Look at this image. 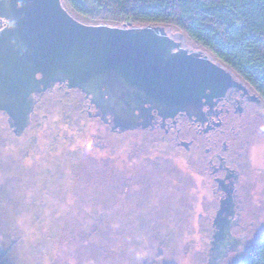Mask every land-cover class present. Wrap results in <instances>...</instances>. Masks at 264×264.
<instances>
[{
  "label": "water",
  "instance_id": "water-1",
  "mask_svg": "<svg viewBox=\"0 0 264 264\" xmlns=\"http://www.w3.org/2000/svg\"><path fill=\"white\" fill-rule=\"evenodd\" d=\"M0 19V112L15 134L56 85L80 92L120 131L163 126L180 115L202 119L204 108L243 89L209 53L162 25L85 23L63 0H0ZM222 212L213 217L207 264L240 246Z\"/></svg>",
  "mask_w": 264,
  "mask_h": 264
},
{
  "label": "flooded vegetation",
  "instance_id": "flooded-vegetation-1",
  "mask_svg": "<svg viewBox=\"0 0 264 264\" xmlns=\"http://www.w3.org/2000/svg\"><path fill=\"white\" fill-rule=\"evenodd\" d=\"M4 24L0 19V29ZM203 111L199 120L180 115L150 129L114 130L110 119L101 118L80 92L56 85L40 96L23 132L15 134L1 112L0 126L9 133L12 152L18 151L19 158L30 163L29 170H40L37 182L53 186L59 180L61 164L56 165L55 156L62 155L75 169L80 161L75 163L74 157L87 154L97 175L121 187V196L128 198L126 192L137 183L140 209L144 197L149 201L151 188L174 192L182 201L193 192L211 195L213 217L223 211L224 226L243 248L256 226L255 185L264 182V103L244 83L242 90L229 91L216 106ZM158 203L170 210L183 206V202ZM233 247L219 264L235 255L243 259L251 246L239 254L240 248Z\"/></svg>",
  "mask_w": 264,
  "mask_h": 264
},
{
  "label": "rangeland",
  "instance_id": "rangeland-1",
  "mask_svg": "<svg viewBox=\"0 0 264 264\" xmlns=\"http://www.w3.org/2000/svg\"><path fill=\"white\" fill-rule=\"evenodd\" d=\"M8 137L0 126V251L9 264H207L211 195L193 192L182 201L174 192L151 188L140 209L137 183L126 192L128 198L121 196V187L97 175L87 154L74 157L80 161L75 169L62 155L55 156L56 165L61 164L59 180L53 186L37 182L40 170L28 169L30 163L12 152ZM263 164L264 157L261 169ZM258 182L256 226L247 248L264 235V182ZM155 194L168 205L183 206L165 209ZM228 259L224 264L242 261L239 255Z\"/></svg>",
  "mask_w": 264,
  "mask_h": 264
},
{
  "label": "trees",
  "instance_id": "trees-1",
  "mask_svg": "<svg viewBox=\"0 0 264 264\" xmlns=\"http://www.w3.org/2000/svg\"><path fill=\"white\" fill-rule=\"evenodd\" d=\"M78 20L162 25L243 81L264 103V0H63ZM0 264H9L0 251ZM238 264H264V235Z\"/></svg>",
  "mask_w": 264,
  "mask_h": 264
},
{
  "label": "bare ground",
  "instance_id": "bare-ground-1",
  "mask_svg": "<svg viewBox=\"0 0 264 264\" xmlns=\"http://www.w3.org/2000/svg\"><path fill=\"white\" fill-rule=\"evenodd\" d=\"M62 86H63V85H62ZM67 89H68V88H67ZM28 123H29V122H28ZM27 125H28V124H27ZM26 127H27V126H26ZM26 127H25V128H26ZM25 128H24V129H25ZM24 129H23V131H24ZM23 131H22V132H23Z\"/></svg>",
  "mask_w": 264,
  "mask_h": 264
}]
</instances>
